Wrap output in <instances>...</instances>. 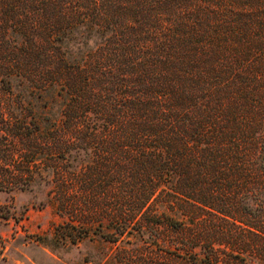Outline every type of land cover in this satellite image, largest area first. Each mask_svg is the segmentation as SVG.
<instances>
[{
    "label": "trees",
    "instance_id": "16d2710c",
    "mask_svg": "<svg viewBox=\"0 0 264 264\" xmlns=\"http://www.w3.org/2000/svg\"><path fill=\"white\" fill-rule=\"evenodd\" d=\"M30 93L61 109L42 144L12 109ZM103 155L115 230L264 264V0H0V191L48 158L59 205H78L55 231L76 242L102 213Z\"/></svg>",
    "mask_w": 264,
    "mask_h": 264
},
{
    "label": "rangeland",
    "instance_id": "374dc122",
    "mask_svg": "<svg viewBox=\"0 0 264 264\" xmlns=\"http://www.w3.org/2000/svg\"><path fill=\"white\" fill-rule=\"evenodd\" d=\"M29 96L23 105L12 109L25 117V130L35 132L38 143L42 144V137L59 118L61 109L58 102L51 104L45 98L33 99L32 93ZM71 155L75 159L72 164L77 169L81 161L92 168L97 163L93 151L86 155L74 152ZM100 158L105 162L101 175L107 177V184H103L100 193L104 194L102 213L85 217L92 225L85 237L73 243L55 228L68 223L72 216L76 220L78 213L73 212H78V205L73 206L72 216L59 205L56 188L64 182L52 170L53 167H48V158L41 163L40 175L24 189L0 191V264H194L195 259L204 257L198 249L181 245L184 237L169 229L146 227L140 231L135 226L115 230L116 222L124 223L127 219L115 221L112 217L118 202L113 200L108 177L114 169L107 162L110 157L103 155ZM117 193L120 195L121 189ZM72 194L68 195V201L76 198ZM73 233L64 234L73 238Z\"/></svg>",
    "mask_w": 264,
    "mask_h": 264
}]
</instances>
